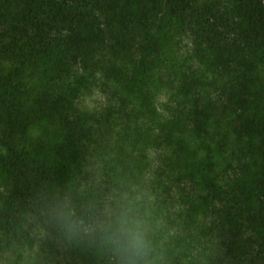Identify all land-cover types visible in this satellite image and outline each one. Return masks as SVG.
Returning <instances> with one entry per match:
<instances>
[{
    "label": "trees",
    "instance_id": "16d2710c",
    "mask_svg": "<svg viewBox=\"0 0 264 264\" xmlns=\"http://www.w3.org/2000/svg\"><path fill=\"white\" fill-rule=\"evenodd\" d=\"M148 211L196 264H264V0H0V241L122 264Z\"/></svg>",
    "mask_w": 264,
    "mask_h": 264
},
{
    "label": "rangeland",
    "instance_id": "374dc122",
    "mask_svg": "<svg viewBox=\"0 0 264 264\" xmlns=\"http://www.w3.org/2000/svg\"><path fill=\"white\" fill-rule=\"evenodd\" d=\"M101 101L97 93L85 94L81 98V105L87 108H94ZM42 135L39 126L30 128V139H38ZM155 199H153L154 201ZM160 209V205L154 202L150 210ZM149 239L152 244V251L156 257L155 264H172L178 261L181 264H196L193 255L187 249V238L173 223L166 222L154 211H148V220L144 223ZM34 239L30 245L22 247H5L0 241V264H69L60 255L50 253L44 245V234L41 230L33 233ZM183 243V244H182ZM179 247V248H178ZM173 263V264H174Z\"/></svg>",
    "mask_w": 264,
    "mask_h": 264
},
{
    "label": "clouds",
    "instance_id": "9594fccd",
    "mask_svg": "<svg viewBox=\"0 0 264 264\" xmlns=\"http://www.w3.org/2000/svg\"><path fill=\"white\" fill-rule=\"evenodd\" d=\"M53 218L69 239L78 235L81 230L88 231L82 227V221L75 218L69 210L54 209ZM110 227V242L122 264H153L150 255L152 244L142 220L128 212H121L116 215Z\"/></svg>",
    "mask_w": 264,
    "mask_h": 264
}]
</instances>
